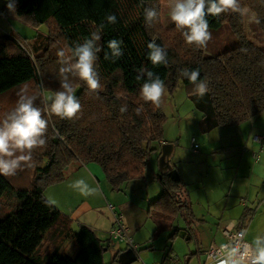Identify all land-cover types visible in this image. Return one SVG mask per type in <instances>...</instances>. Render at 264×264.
Here are the masks:
<instances>
[{
  "label": "trees",
  "instance_id": "trees-1",
  "mask_svg": "<svg viewBox=\"0 0 264 264\" xmlns=\"http://www.w3.org/2000/svg\"><path fill=\"white\" fill-rule=\"evenodd\" d=\"M160 1L14 0L15 11L10 12L8 0H2L1 13L5 16L33 27L44 25L49 32L55 30L57 41L62 42L68 55L103 24L99 41L103 50L94 64L102 90L91 92L83 81L70 77L81 110L72 119H60L47 111L51 100L46 98L56 91L45 87L39 77L40 69L47 65L52 68L54 80H60L59 60L43 56L33 59L17 37L0 36V98L33 84L37 96L34 106L44 109L42 116L49 121L47 143L33 150L32 166L21 168L11 177L0 175V202L7 197L21 203L30 193H41L46 182L65 180L73 165H98L111 190L119 192L128 182L145 181L149 157L163 141L165 116L161 106L155 108L143 101L140 89L145 79L136 78L141 69L153 71L170 92L179 82L185 86L202 114L199 128L204 134L219 127L238 126L264 112V50L238 29V17H227L225 13L206 17L208 30L229 23L237 46L206 56L204 47L186 44L174 26L164 32L173 43L166 63L152 65L148 44L154 42V37L146 28L144 9ZM257 13L263 26L264 3ZM112 14L117 21L109 24L107 17ZM112 39L123 42V56L114 62L104 59ZM182 69L199 71L197 82L207 81L208 91L202 97L181 75ZM16 101L0 105V119L16 106ZM123 103H127L128 110L121 113ZM141 105L143 111L137 115L135 110ZM158 181L161 193L149 204L147 214L156 226L154 236L171 230L168 239L173 240L179 232L190 229L196 218L180 177L176 180L163 174ZM34 211L11 244L1 238L11 217L0 215V264H106L104 253L110 248V239L109 243L103 242L88 226L72 230L70 218L49 202ZM178 217L185 228L174 226ZM188 234L182 233V238L188 240ZM124 250L117 252L109 264H118L117 257ZM168 252L160 263L174 256Z\"/></svg>",
  "mask_w": 264,
  "mask_h": 264
},
{
  "label": "rangeland",
  "instance_id": "rangeland-1",
  "mask_svg": "<svg viewBox=\"0 0 264 264\" xmlns=\"http://www.w3.org/2000/svg\"><path fill=\"white\" fill-rule=\"evenodd\" d=\"M172 2L173 0H162L150 6L149 8L157 10L158 20L151 27L146 25V28L154 37V41L159 39L161 46L166 51L173 48V43L167 39V35L164 33L166 29L175 26L170 19ZM239 3L247 11L246 15H241L240 13L233 14V12L225 13V15L227 17H238V29H242L247 37L264 50V25L262 26L260 23L257 24L251 21L253 15L258 17L257 12L260 11V5L264 3L263 0H239ZM1 7L2 0H0V36L10 35L17 37L21 41L23 48L33 59L43 56L60 60V57L57 55L60 50H64L65 54L68 55L62 42L57 41L58 37L55 30L49 32L44 25L33 27L17 18L5 16L1 13ZM231 29L230 24L225 23L220 29L209 30L211 39L204 47L203 54L214 56L237 46L238 41ZM51 71L52 68L46 65L40 69L39 77L44 86L51 88L54 93L60 90V80H54V75ZM23 88H27L30 95L35 90L33 84ZM21 89L7 97L0 98V105H11L13 99H18L17 93ZM161 108L165 116L163 139L175 142L178 145L179 158L175 160V163L180 174L188 180L186 182H190L187 186V194L189 195L193 211L196 217L204 219L205 223H196L192 230V234L194 231L195 236L201 240L198 246L195 240L187 242L181 237L169 240L168 237L171 235V230L154 236V223L151 219L147 218L133 240L141 246L139 252L141 260L142 257L145 258L151 253L155 262H160L163 254L167 251H171L179 260H182L186 254H193L198 251L199 247L205 246L208 240L216 235L218 229L223 228L230 220L237 221L243 212V209L238 206L240 197H236V199L229 198L228 190L231 184L230 178L241 176L244 170L238 173L237 169L235 170L237 160H239L238 156H234L237 160L235 158L227 160L223 156L224 152L222 148H230V146H233L234 149L237 148L238 144H242L240 142L245 136L235 133L234 129L236 127L232 126L214 129L206 134L202 133L199 128L202 114L194 107L185 86L180 82L172 92L166 87ZM241 126V124L238 125V127ZM192 138L199 147L197 153H193L191 150ZM248 146L250 150L254 149L255 152H259L258 160L261 164H264V142L261 145L256 144L253 147H250L251 142H249ZM249 153L251 152L247 151L245 154V157L249 159V164L246 163L243 168L245 169V173H247V168L252 166L250 159V157L252 158V154L250 155ZM234 163V168L226 169L228 164L233 166ZM89 175L86 177H78V175L69 177L67 173L69 179L46 182L41 193H30L21 203L4 197L0 202V215H9L11 218L1 235L2 240L7 244H11L32 217L35 212L34 210L44 202H49L63 215L68 216L72 222L71 229L77 231L79 229L78 219L72 218L71 215L75 211L78 212L83 206L82 202L86 201L95 211L84 213L81 219L86 220L91 225L93 224L92 226H95L96 229V231H93L105 243L107 242L106 232L113 221L108 204L115 206L117 211V205L114 200L115 195L120 197L125 194L133 199V202L138 204L139 208L141 206L143 208L146 206L147 208L148 201L145 200L146 192L144 190L141 193L126 192L123 189L121 192L111 190L114 194L109 196V193H111L109 192L110 186L108 184L100 185L93 178L91 179L92 176L89 177ZM78 179H84L90 187L95 188L98 186L99 192L88 196L82 195L72 186L73 182ZM150 185L151 189L152 187H155L157 190L161 189L158 182L151 181ZM104 186L107 196L105 195ZM247 200L248 206L251 209H255V212L252 216L248 217L247 221V226L250 227L251 225V228L249 229L248 227L245 234L247 235V237L245 236L246 240L249 242L250 238L264 234V169L252 178L251 193ZM124 202H128V200L124 199ZM242 202L245 203V201ZM174 226L184 228V223L180 217L176 219ZM187 232L191 233L189 230ZM119 249H126L125 244L113 241L110 248L104 253L106 264L111 263L115 252ZM202 258V254H195L190 264H198V261L202 260ZM144 263L146 262L144 261ZM132 264H142V261L137 260Z\"/></svg>",
  "mask_w": 264,
  "mask_h": 264
},
{
  "label": "clouds",
  "instance_id": "clouds-1",
  "mask_svg": "<svg viewBox=\"0 0 264 264\" xmlns=\"http://www.w3.org/2000/svg\"><path fill=\"white\" fill-rule=\"evenodd\" d=\"M6 7L10 12L15 11L14 0H8ZM240 13L246 15L239 0H173L170 12V19L176 29L181 33L186 44L197 48L205 47L211 39L209 24L206 17L219 16L222 13ZM145 24L153 26L158 20V12L155 8L144 9ZM115 14L107 17L109 24L116 23ZM251 21L260 23L257 16L253 15ZM103 24L96 31L91 33L89 39L82 44H77L66 55L60 50L57 55L60 57V90L56 91L50 99L48 114L60 119H72L81 110V105L75 96V87L70 77L83 81L88 90L98 93L102 90L98 75L94 70V64L98 59V53L103 49L99 44ZM122 41L112 39L108 41L109 52L104 55L105 60L113 62L123 56L121 47ZM148 59L152 65L166 63L167 51L155 42L148 44ZM181 75L186 77L194 86L195 93L203 96L207 91V81H198L199 71L182 69ZM138 80L144 78L145 82L140 89V95L144 102L150 103L153 107L159 108L166 93V86L158 75L153 71L141 69L136 77ZM16 106L8 112L3 119H0V175L11 177L17 171L27 166H32L33 150L46 145V133L49 121L42 116L45 111L34 106L37 100L35 94H28L27 88H22L17 93ZM128 110L127 103H123L119 109L121 113ZM136 114L143 111V106L136 108ZM82 195L88 196L99 192V187H90L84 179H78L72 185ZM235 226L233 221L229 228ZM244 233L220 245L208 256V264H264V234L257 235L251 242L243 239Z\"/></svg>",
  "mask_w": 264,
  "mask_h": 264
},
{
  "label": "crops",
  "instance_id": "crops-1",
  "mask_svg": "<svg viewBox=\"0 0 264 264\" xmlns=\"http://www.w3.org/2000/svg\"><path fill=\"white\" fill-rule=\"evenodd\" d=\"M241 125H242L241 127L235 126L236 128L234 130H235V133H238L239 135L245 136L244 138H242V140L240 142L242 144H238L237 148H235V149L233 148V146H230V148H222V147L221 148L223 149V152H224L223 156L227 160L230 158H235L234 156H238L239 160H237L235 158V160H237L235 170L237 169L238 173H240L241 171L244 170L242 172L243 174H241V176H234V178L233 177L230 178L231 184H230V187L228 190L229 198L236 199V197L237 198L240 197L238 206L243 209V212L237 221L230 220L223 228L218 229L216 232V235L212 239H209L207 244H205V246H203L202 248L199 247L198 251L194 252L193 254L192 253L186 254L182 260L180 259L179 264H190L192 257L195 254H202V256H203L202 260L198 261V264H201V262L204 259V251L207 249V247L211 243L218 245V244H222L225 242V237L223 235V231L227 226L229 227V225H231L233 221L235 222L234 227L239 228V229H244L245 234H246L247 228L249 227V226H247L248 217L252 216L253 213L255 212V209H251L248 206V200H247V199H249L250 193H251L252 178L254 177L255 174H258L259 171L264 169L263 163L261 164V162L259 160H258L259 162L254 160L253 153H255V151H254V149L250 150V148H248L249 147L248 145H249V142H251L250 147H253L256 145L253 142V136L254 135L264 134V112L259 117L254 118V119L249 120V121H246ZM227 127L228 126L219 127V128H227ZM219 128H217V129H219ZM239 128H241V129H239ZM242 132H243V134H242ZM244 139H246V140L243 141ZM162 143L174 144V155L172 157L171 163H172L174 169H176L178 176L186 184V189L190 183V182H186L188 180L183 175L180 174V172L178 171L177 165L175 163V160L179 158L178 149H177L178 145L175 142L163 139V141H161L158 144L156 150L149 157L148 169H147L145 181L128 182L123 186V191L126 190V192L132 191L133 193L134 192L141 193L144 190L146 192V193L144 192L145 197H146L145 200L148 201L147 208H146V206H144V208H143V206H141V208H139V205L135 204L133 202V199H131L129 196H127L125 194L123 196H120V197H118V195H115V197H114L115 204L117 205L116 206L117 211H116L115 206L112 205L114 207V211L119 213V214H122L123 223L125 224V227H126L128 233L130 234V236L132 237V239L136 236L139 229H141V227L144 225V222L146 221V219L149 218L148 214H147L149 204L153 200H155L159 196V194L161 193V189L157 190V189H155V187H152V189H151L150 183H151V181L152 182L155 181V182L159 183V181H158V178L160 177V176H158V173H159V157L161 155L160 145ZM242 147L245 148V151L242 150ZM247 151L251 152L249 154L250 155L252 154L253 160L250 157V159L252 161V166L250 168H247V173H245V169H243L244 165L249 162V159H247L245 157V154L247 153ZM234 165H235V163L233 164V166L228 164L226 166V169H232V168H234ZM75 175H78V177H80V176L86 177L89 175V177L92 176L91 179L93 178L100 185H102V184L107 185L108 184L105 180V177H104V174H103L101 168L96 164H88V165H83V166H78V165L70 166V168L68 169V176L70 177V176H75ZM192 176L195 177L194 175H192ZM69 177H67L66 179H69ZM160 188H161V185H160ZM104 190H105V195L107 196L105 186H104ZM109 192H111V193H109V196L110 195L112 196V194H114V193H112L111 189H109ZM124 199L128 200V202H124ZM188 199H189V195H188ZM242 201H245V203H243ZM82 203H83V206L78 210V212L77 211L73 212L71 217L78 219V227L88 226L92 230L96 231L95 226H92L93 224L91 225L88 222H86V220L81 219V217L84 215V213H87L90 211H95V210H93L86 201H83ZM144 204H145V202H144ZM190 204H191V202H190ZM108 205H111V204H108ZM191 208H192V204H191ZM192 211H193V208H192ZM193 213H194V211H193ZM194 215H195V213H194ZM195 218L196 219H195L194 223L191 225L190 229L188 228V230L191 232L190 234H188L189 235L188 240H185L184 238H182V235H181L182 233L184 234L185 232H187V230H185L184 232L183 231L179 232V236H177V237H181L184 241H187V242L195 240V243L199 246V244L201 243V240L195 236L194 231L192 234V230H193V227L195 226L196 223L203 224V223H205V220L201 219V218L200 219L197 218L196 215H195ZM183 223H184V221H183ZM111 225H112V222H111ZM110 228H111V226L109 227V229L106 232L107 243H109L108 241H109V230H110ZM154 228H156L155 224H154ZM184 228H185V223H184ZM250 228H251V225H250L249 229ZM179 229H182V228L179 227ZM154 231H155V229H154ZM96 236L100 239V237L97 234H96ZM245 236L247 237V235H245ZM246 237H245V239H246ZM254 238L255 237L250 238L249 242H251ZM100 240H102V239H100ZM112 243L113 242L110 241V245ZM137 245H139V248H138L139 249L138 253H139L141 246H140V244H137ZM119 251H121V249L117 250V252H119ZM117 252H115L114 256L116 255ZM168 253L169 252L167 251L165 254H163L162 258L160 259V262L163 261L164 258H166L165 256ZM139 258H140V256H139ZM144 261L146 262V264L159 263V262H155L151 253H149L145 258L142 257V262H144Z\"/></svg>",
  "mask_w": 264,
  "mask_h": 264
},
{
  "label": "built area",
  "instance_id": "built-area-1",
  "mask_svg": "<svg viewBox=\"0 0 264 264\" xmlns=\"http://www.w3.org/2000/svg\"><path fill=\"white\" fill-rule=\"evenodd\" d=\"M253 142L255 144L261 145L264 142V134H257L253 136ZM198 145L196 144L195 140L192 138L191 139V150L193 153H197L198 151ZM242 150L245 151V148L242 147ZM258 155L259 152H255L253 153V158L255 161H258ZM108 208L112 214V225L111 228L109 230V239L113 242V241H119L125 244L126 249H130L132 250L136 256H137V260L142 261L139 258V254H138V248L139 246L133 241L132 237L130 236V234L128 233L124 223H123V216L122 214H119L117 212L114 211V207L112 205H108ZM243 232L244 233V237L243 239L245 241H247L245 239V231L241 230V229H237V228H232L230 229L228 226L224 229L223 231V235L225 237V242L235 238L237 236V234ZM224 242V243H225ZM223 244V243H222ZM221 244H214L211 243L207 249L204 251V259L201 262V264H208V256L209 254H212L215 250H218ZM177 258L175 256H168L167 260L163 263H153V264H177ZM142 264H146L144 262H142Z\"/></svg>",
  "mask_w": 264,
  "mask_h": 264
},
{
  "label": "water",
  "instance_id": "water-1",
  "mask_svg": "<svg viewBox=\"0 0 264 264\" xmlns=\"http://www.w3.org/2000/svg\"><path fill=\"white\" fill-rule=\"evenodd\" d=\"M154 42L156 45L161 46L159 39H156ZM160 150H161V155L159 157V173H158V176H161L163 174H168V175L174 177L176 180H178L179 179L178 173H177L176 169H174V167L171 163L172 157L174 155V144L162 143L160 145ZM135 261H137V256L130 249H125L117 257V263L118 264H132Z\"/></svg>",
  "mask_w": 264,
  "mask_h": 264
}]
</instances>
